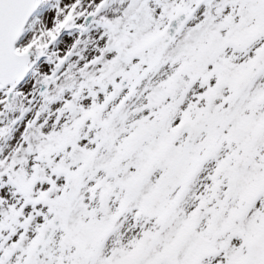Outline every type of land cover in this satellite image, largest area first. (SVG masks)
<instances>
[{
  "label": "snow or ice",
  "instance_id": "6c2138e0",
  "mask_svg": "<svg viewBox=\"0 0 264 264\" xmlns=\"http://www.w3.org/2000/svg\"><path fill=\"white\" fill-rule=\"evenodd\" d=\"M0 264H264V0H0Z\"/></svg>",
  "mask_w": 264,
  "mask_h": 264
}]
</instances>
